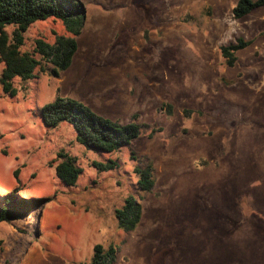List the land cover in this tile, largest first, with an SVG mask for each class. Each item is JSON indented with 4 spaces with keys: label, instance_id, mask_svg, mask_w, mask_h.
I'll return each mask as SVG.
<instances>
[{
    "label": "rangeland",
    "instance_id": "obj_1",
    "mask_svg": "<svg viewBox=\"0 0 264 264\" xmlns=\"http://www.w3.org/2000/svg\"><path fill=\"white\" fill-rule=\"evenodd\" d=\"M82 1L61 77H16L14 95L0 81V207L9 192L45 198L0 222V264H92L97 244L115 246L116 264H264V6L235 19L239 0ZM56 33L68 34L62 20H37L21 49ZM239 38L252 43L230 66L221 46ZM58 96L121 123L138 113L139 137L112 153L86 148L71 123H44ZM60 153L77 157L75 185L57 174ZM111 159L119 167L94 165ZM149 165L145 192L135 168ZM129 196L143 209L131 232L116 214Z\"/></svg>",
    "mask_w": 264,
    "mask_h": 264
},
{
    "label": "trees",
    "instance_id": "obj_2",
    "mask_svg": "<svg viewBox=\"0 0 264 264\" xmlns=\"http://www.w3.org/2000/svg\"><path fill=\"white\" fill-rule=\"evenodd\" d=\"M264 6V0H239L233 10L235 19L250 13L253 9ZM49 17L63 21L67 35L56 33L53 43L39 38L32 51H22L26 42V32L37 20ZM87 20L86 5L82 0H0V62L5 63L0 81L4 91L14 95V79L20 77L28 80L38 73H48L60 77L73 63L79 48L78 37ZM12 26L9 31L7 28ZM252 40L239 38L237 42L221 46V52L230 66L238 60L237 52L249 46ZM162 109L173 113V105L165 103ZM189 113V111H186ZM44 123L57 127L62 122L71 123L77 131V141L88 149L100 152H116L123 146L130 145L140 134L139 114H133L128 123L112 120L95 112L89 105L71 97L58 96L54 101L42 107ZM161 127L153 129L150 137ZM64 159L57 165L58 176L68 185H75L82 169L77 165V157L60 153ZM101 171L119 167L117 160L94 162ZM140 190L149 192L155 185L152 165L136 167ZM5 203L0 207V222H12L26 218L45 198L21 197L16 192L5 196ZM142 205L129 196L116 214L119 226L131 232L142 219ZM36 214V213H35ZM34 217V216H33ZM117 250L113 244L105 247L97 244L94 247L92 264H116Z\"/></svg>",
    "mask_w": 264,
    "mask_h": 264
},
{
    "label": "crops",
    "instance_id": "obj_3",
    "mask_svg": "<svg viewBox=\"0 0 264 264\" xmlns=\"http://www.w3.org/2000/svg\"><path fill=\"white\" fill-rule=\"evenodd\" d=\"M73 62H74V60H73ZM73 64V63H72ZM60 77H61V75H60Z\"/></svg>",
    "mask_w": 264,
    "mask_h": 264
}]
</instances>
